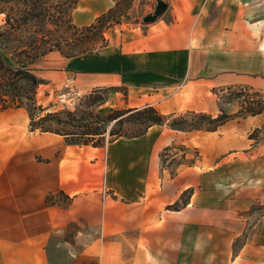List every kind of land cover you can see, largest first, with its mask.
<instances>
[{
  "label": "crops",
  "instance_id": "0c3cea01",
  "mask_svg": "<svg viewBox=\"0 0 264 264\" xmlns=\"http://www.w3.org/2000/svg\"><path fill=\"white\" fill-rule=\"evenodd\" d=\"M117 1L78 0L72 24H95ZM163 1L151 23L107 26L95 51L35 59L37 90L228 118L93 147L27 130L24 107L0 108V264H264V105L251 113L221 99L264 92V0Z\"/></svg>",
  "mask_w": 264,
  "mask_h": 264
},
{
  "label": "rangeland",
  "instance_id": "374dc122",
  "mask_svg": "<svg viewBox=\"0 0 264 264\" xmlns=\"http://www.w3.org/2000/svg\"><path fill=\"white\" fill-rule=\"evenodd\" d=\"M78 0H0V10L4 14V22L1 26L0 48L4 49L5 58L26 59L25 53L19 51L26 50L35 55L45 51H57L63 56H73L75 54L95 51L103 45L100 30L90 28H78L72 24V13ZM154 3L152 0H118L115 11L107 26H112L121 21H142L148 13H153ZM46 53V54H47ZM41 57V56H40ZM243 88H234L232 92L228 91L221 96L223 102L235 103L241 107H254L264 105L263 92H254ZM109 96L103 93L79 94L72 90L70 86H63L57 92H48L46 89L37 90V105L47 108L45 113L60 112L65 117L64 111L74 113L76 120L71 123L72 126L61 127L64 129L81 130L80 125L91 123H100L102 128L107 131L101 140L106 144L119 136L132 137L140 134L145 124L137 121L125 122L122 125H115L114 122L105 124L99 121L94 115L100 114L107 117L118 107L112 108L113 101ZM250 98V99H249ZM43 113V114H45ZM93 116H92V114ZM90 114L91 116H89ZM177 118L184 117L187 126L191 127L194 121H197L194 115L179 114ZM173 118L170 119V122ZM27 118V130L31 129ZM198 125L210 127L207 119L198 122ZM52 127H58L55 123ZM114 128L115 135H110L109 131ZM92 146V145H83ZM178 154L179 149H172L165 158V166H168L173 172L181 160L179 155L173 158V154ZM61 199H63L61 197ZM77 232V226L72 224L67 229L65 238L71 240ZM61 250V249H60ZM58 250V252L60 251Z\"/></svg>",
  "mask_w": 264,
  "mask_h": 264
},
{
  "label": "trees",
  "instance_id": "16d2710c",
  "mask_svg": "<svg viewBox=\"0 0 264 264\" xmlns=\"http://www.w3.org/2000/svg\"><path fill=\"white\" fill-rule=\"evenodd\" d=\"M114 11L115 8L111 9L108 13L99 17L95 24L84 28L100 30L101 38L104 41L105 39L103 36V30L107 27L108 22L112 18L111 16ZM0 44H2L1 32ZM19 53H25L26 59L15 60L12 58L10 59V62H8L5 58L4 49H2V47L0 48V108H26L30 118L31 130H40L41 132H52L61 135L65 138L67 144L78 146L92 145L93 147H100L105 145L101 138L104 137L107 129L102 128L100 123L80 125L79 127L82 128L81 130L64 129L61 127L72 126L71 123L76 120V116L74 115V113L64 111L65 117H62V113L60 112L45 113L47 111V108H44L41 105H37V88L40 84L43 83V80L36 77L30 65L35 59L45 55L47 52L42 51L40 53H36L35 55H29L30 53L28 51L22 50L19 51ZM251 108L253 109H250L249 107V112L257 113L262 110L263 105L257 107L256 109H254V107ZM88 115L91 116L90 114ZM94 116L97 120H102L107 125L111 122H114V126L122 125L123 123L129 121H137L139 123L145 124L144 130L140 134L135 136L144 134L149 127L155 124H167L173 129L184 131L201 129L203 128V126L198 125V122L206 119L210 123H212V126L207 128L213 130L216 129L228 118V115L225 113L220 114L215 118L205 114L194 115L197 121H194V124H192L191 127L185 128L187 124L183 116L180 118H177V116L174 115L166 116L161 114L157 109L152 106L115 110L107 117H103L100 114ZM171 118L173 119L170 122ZM53 123H55L58 127L53 128ZM109 134L115 135L114 128L109 131ZM168 149L169 148L165 149V151ZM162 156L164 158V154Z\"/></svg>",
  "mask_w": 264,
  "mask_h": 264
},
{
  "label": "water",
  "instance_id": "95a60500",
  "mask_svg": "<svg viewBox=\"0 0 264 264\" xmlns=\"http://www.w3.org/2000/svg\"><path fill=\"white\" fill-rule=\"evenodd\" d=\"M167 8V3L163 0H157L156 7L153 13L147 14L143 17L144 23H151L160 17Z\"/></svg>",
  "mask_w": 264,
  "mask_h": 264
},
{
  "label": "built area",
  "instance_id": "2783aa9c",
  "mask_svg": "<svg viewBox=\"0 0 264 264\" xmlns=\"http://www.w3.org/2000/svg\"><path fill=\"white\" fill-rule=\"evenodd\" d=\"M240 91H246V92H247V90H246L245 88L240 89ZM263 99H264V92H263ZM263 101H264V100H263Z\"/></svg>",
  "mask_w": 264,
  "mask_h": 264
}]
</instances>
